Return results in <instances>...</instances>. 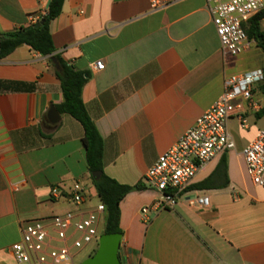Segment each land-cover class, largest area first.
Segmentation results:
<instances>
[{
  "label": "crops",
  "instance_id": "crops-1",
  "mask_svg": "<svg viewBox=\"0 0 264 264\" xmlns=\"http://www.w3.org/2000/svg\"><path fill=\"white\" fill-rule=\"evenodd\" d=\"M47 1L0 0V31L26 27ZM49 32L54 52L89 72L81 98L103 140L104 173L143 186L119 203L122 264H264V187L252 184L241 155L264 126L261 82L250 102L241 100L248 127L227 121L235 147L225 152V166L222 155L208 161L173 209L141 213L159 196L143 181L147 168L215 103L225 77L263 67L254 40L238 55H223L205 0L156 10L149 0H63ZM97 60L102 69L94 68ZM0 79L35 84L0 92V264H15L10 246L21 222L70 207L51 199L53 184L79 180L89 204L97 196L81 124L67 114L56 123L47 116L62 99L47 57L18 46L0 59ZM201 193L207 207L187 205L186 197Z\"/></svg>",
  "mask_w": 264,
  "mask_h": 264
},
{
  "label": "built area",
  "instance_id": "built-area-1",
  "mask_svg": "<svg viewBox=\"0 0 264 264\" xmlns=\"http://www.w3.org/2000/svg\"><path fill=\"white\" fill-rule=\"evenodd\" d=\"M177 1L149 0V4L152 10H156ZM205 4L222 54L235 56L246 49L249 39L244 24L264 11V0H205ZM46 8L41 6L30 15V22L39 21ZM103 66L102 60L94 62L95 69H102ZM262 80L260 68L225 77L223 92L215 103L147 168L143 181L157 190L159 196L152 205L141 208L142 214L149 207L154 210L173 209L187 193L197 171L208 161L235 147L227 121L236 118L241 129L248 127L241 100L250 102L253 86ZM241 155L252 184L264 187V126L242 148ZM50 197L70 207L21 222L20 239L10 246L15 264H75L76 255L98 240V225L103 218L104 205L99 200L89 204L90 197L81 181L70 185L63 182L53 184ZM184 200L190 207L204 208L209 205V197L205 193ZM120 247L124 249L122 245Z\"/></svg>",
  "mask_w": 264,
  "mask_h": 264
},
{
  "label": "trees",
  "instance_id": "trees-1",
  "mask_svg": "<svg viewBox=\"0 0 264 264\" xmlns=\"http://www.w3.org/2000/svg\"><path fill=\"white\" fill-rule=\"evenodd\" d=\"M62 3L63 0H49L46 12L39 19L41 23L38 26L34 25L39 21L17 30L0 31V59L21 45H25L30 50L47 57L60 84L62 99L56 104V110L60 114L73 117L82 126V142L85 148L89 177L94 185L97 199L104 205L102 233H121L119 203L127 193L141 190L143 186L138 183L134 185L118 183L103 171V140L90 119L81 98V89L89 76V72L75 69L66 63L59 54L55 53L49 32V23L61 12ZM263 18L264 11L257 13L244 24V29L247 38L253 39L264 53V32L260 29V20ZM261 69L263 72L261 88L264 90V65ZM34 88L33 82L0 79V92L32 91ZM263 113L264 106L257 114L260 116ZM222 165L225 166V153L220 157L219 166ZM96 171L99 172V176L94 178L91 173ZM92 254L91 252L89 256Z\"/></svg>",
  "mask_w": 264,
  "mask_h": 264
},
{
  "label": "water",
  "instance_id": "water-1",
  "mask_svg": "<svg viewBox=\"0 0 264 264\" xmlns=\"http://www.w3.org/2000/svg\"><path fill=\"white\" fill-rule=\"evenodd\" d=\"M47 1L46 6H48ZM41 21L35 23L38 26ZM20 32V31H19ZM47 116L51 123H56L59 118V113L53 105L49 106ZM94 178L99 176V172H92ZM121 240V233H101L97 240V249L95 252L81 261L80 264H122L118 250Z\"/></svg>",
  "mask_w": 264,
  "mask_h": 264
},
{
  "label": "rangeland",
  "instance_id": "rangeland-1",
  "mask_svg": "<svg viewBox=\"0 0 264 264\" xmlns=\"http://www.w3.org/2000/svg\"><path fill=\"white\" fill-rule=\"evenodd\" d=\"M255 44H256V42H255ZM260 122H264V116L261 117ZM92 201H94V203L97 201V198H95V195L93 196ZM56 212H58V211H54L53 213H56ZM102 228H103V220L101 219L100 222H99V225H98V233H99V235L102 233ZM96 249H97V241H94V242L88 244L87 246H85L76 255V257L74 259L75 264H80L82 260L87 258L91 252L94 253Z\"/></svg>",
  "mask_w": 264,
  "mask_h": 264
}]
</instances>
